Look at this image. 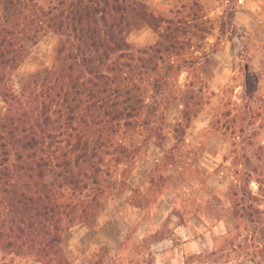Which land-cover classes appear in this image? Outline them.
Returning a JSON list of instances; mask_svg holds the SVG:
<instances>
[{
  "label": "rangeland",
  "instance_id": "1",
  "mask_svg": "<svg viewBox=\"0 0 264 264\" xmlns=\"http://www.w3.org/2000/svg\"><path fill=\"white\" fill-rule=\"evenodd\" d=\"M145 2L172 23L163 24L162 34L147 24L127 34L137 60L128 61L126 74L138 87L131 96L142 110L126 119L136 122L131 127L121 125L126 155L117 146L106 157L110 182L96 224L64 234L72 264H185L220 250L236 226L232 152L243 142L225 127L237 119V134L243 126L264 145V0ZM57 44L52 31L39 33L14 70L17 91L52 66ZM2 99L0 116L7 110ZM184 112L197 118L183 119ZM252 113L262 116L252 119ZM253 161L239 170L250 172ZM257 179L238 182L237 191L251 190L264 209V184ZM245 237L242 231L238 242ZM0 264L42 263L0 254Z\"/></svg>",
  "mask_w": 264,
  "mask_h": 264
},
{
  "label": "trees",
  "instance_id": "2",
  "mask_svg": "<svg viewBox=\"0 0 264 264\" xmlns=\"http://www.w3.org/2000/svg\"><path fill=\"white\" fill-rule=\"evenodd\" d=\"M0 7V96L7 106L0 116V254L72 264L64 234L96 224L110 182L106 157L117 146L126 155L121 125L131 127L136 122L126 119L139 118L142 110V101L131 96L138 87L126 74L128 61L137 60L127 34L144 24L162 34L163 24L172 22L145 0H0ZM45 29L58 37L52 66L17 91L14 70ZM236 124L225 127L243 138L232 152L233 236L220 250L195 254L185 264H264V209L251 190L237 191V183L250 184L253 174L264 184V145L243 126L237 134ZM253 159L250 172L239 170ZM242 231L247 237L238 242Z\"/></svg>",
  "mask_w": 264,
  "mask_h": 264
},
{
  "label": "water",
  "instance_id": "3",
  "mask_svg": "<svg viewBox=\"0 0 264 264\" xmlns=\"http://www.w3.org/2000/svg\"><path fill=\"white\" fill-rule=\"evenodd\" d=\"M237 42L239 43V40L237 39Z\"/></svg>",
  "mask_w": 264,
  "mask_h": 264
}]
</instances>
